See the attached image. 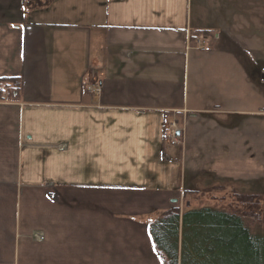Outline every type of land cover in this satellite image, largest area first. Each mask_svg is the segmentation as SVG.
I'll list each match as a JSON object with an SVG mask.
<instances>
[{
    "label": "crops",
    "instance_id": "crops-1",
    "mask_svg": "<svg viewBox=\"0 0 264 264\" xmlns=\"http://www.w3.org/2000/svg\"><path fill=\"white\" fill-rule=\"evenodd\" d=\"M1 77L0 264H164L167 209L264 205V0H0Z\"/></svg>",
    "mask_w": 264,
    "mask_h": 264
},
{
    "label": "trees",
    "instance_id": "trees-1",
    "mask_svg": "<svg viewBox=\"0 0 264 264\" xmlns=\"http://www.w3.org/2000/svg\"><path fill=\"white\" fill-rule=\"evenodd\" d=\"M52 1L25 0V4L38 8ZM203 33L192 34V42L196 43ZM21 83L20 77H1L0 99L4 89L13 96ZM257 199L236 195V201L248 204L227 209L202 206L164 211L149 226L164 264H264V209L253 204Z\"/></svg>",
    "mask_w": 264,
    "mask_h": 264
},
{
    "label": "built area",
    "instance_id": "built-area-1",
    "mask_svg": "<svg viewBox=\"0 0 264 264\" xmlns=\"http://www.w3.org/2000/svg\"><path fill=\"white\" fill-rule=\"evenodd\" d=\"M88 89H89L90 91H92V92H97V91L100 90V87H99L98 85H95V86L92 85V86L88 87ZM176 132H177V127H176V125H172V126H171L170 134H171V144H173V145H176V144H178V142H179V139H178V137H177V135H176Z\"/></svg>",
    "mask_w": 264,
    "mask_h": 264
},
{
    "label": "rangeland",
    "instance_id": "rangeland-1",
    "mask_svg": "<svg viewBox=\"0 0 264 264\" xmlns=\"http://www.w3.org/2000/svg\"><path fill=\"white\" fill-rule=\"evenodd\" d=\"M230 198H231V201H232V202H233V201L235 202V200L232 199V196H231ZM205 202H206V201H205ZM234 202H233V203H234ZM185 206H186V205H182V211L187 210V209L185 208ZM260 206L262 207V209H264V205H260ZM172 208H173V207H172ZM189 208H190V207H189ZM167 210H168V209H167ZM162 213H163V212H162ZM259 226H260V225H259Z\"/></svg>",
    "mask_w": 264,
    "mask_h": 264
}]
</instances>
